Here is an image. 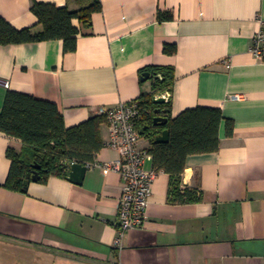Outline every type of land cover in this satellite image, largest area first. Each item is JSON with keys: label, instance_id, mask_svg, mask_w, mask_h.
<instances>
[{"label": "crops", "instance_id": "crops-1", "mask_svg": "<svg viewBox=\"0 0 264 264\" xmlns=\"http://www.w3.org/2000/svg\"><path fill=\"white\" fill-rule=\"evenodd\" d=\"M34 1L79 10L95 0H0V17L31 26ZM98 2L90 26L72 20L79 29L72 52L59 39L0 45V79L8 83H0V110L8 90L30 93L56 103L72 127L150 93L141 69L170 66L171 117L196 106L223 116L218 150L185 160L181 184L200 190L201 200L170 202L169 174L157 171L142 226L120 237L117 171L92 165L80 183L49 175L26 191L11 189L6 151L20 153L22 142L0 132V264H264V61L249 50L264 0ZM99 135L91 164L113 162L119 151L107 145V121ZM138 143L149 146L142 136ZM144 169H154L151 158Z\"/></svg>", "mask_w": 264, "mask_h": 264}, {"label": "trees", "instance_id": "trees-1", "mask_svg": "<svg viewBox=\"0 0 264 264\" xmlns=\"http://www.w3.org/2000/svg\"><path fill=\"white\" fill-rule=\"evenodd\" d=\"M30 9L37 21L21 29L0 17V45L59 39L63 42V51L72 52L76 48L79 32L72 20L76 18L82 25L90 26V15L99 10L100 5L95 0L87 7L70 10L65 6L34 1ZM163 50L173 54L175 46L166 44ZM143 72L161 75L160 79L150 78L151 92L143 93L136 99L141 107L136 127L140 136L149 141L146 150L151 155L152 166L156 171L169 174L170 202H198L202 197L201 191L181 184L185 160L190 154L218 150L222 113L219 108L196 106L171 117L170 98L163 103H155L154 97L170 90L174 79L173 68L149 66L140 70V76ZM158 115L167 118V122L155 123L153 119ZM106 121V116L101 114L66 127L56 103L30 93L8 90L0 110V132L20 139L22 150L20 153L12 149L6 151L11 162L5 186L26 191L24 180L30 181L34 170L39 173L36 181L44 182L49 175L65 178L71 162L93 163L103 146L99 126ZM225 121L226 133L231 134L232 122L229 119ZM164 129L168 130V140L154 142V137Z\"/></svg>", "mask_w": 264, "mask_h": 264}, {"label": "built area", "instance_id": "built-area-1", "mask_svg": "<svg viewBox=\"0 0 264 264\" xmlns=\"http://www.w3.org/2000/svg\"><path fill=\"white\" fill-rule=\"evenodd\" d=\"M257 29L252 35L250 53L256 60L264 61V19L258 20ZM0 83L8 86L7 81ZM165 101L169 100L170 92L166 90L160 94ZM237 98V95H232ZM141 112L137 100L120 103L113 109L102 110L110 126V137L107 145L119 151V157L113 162L103 164H86L102 166L106 170H115L121 177V193L117 209L118 234L142 226L146 217V207L151 191V185L156 176V170H145L144 162L151 155L145 148L139 146L140 134L136 127V120ZM72 163V162H71ZM116 239L120 244L121 239Z\"/></svg>", "mask_w": 264, "mask_h": 264}, {"label": "water", "instance_id": "water-1", "mask_svg": "<svg viewBox=\"0 0 264 264\" xmlns=\"http://www.w3.org/2000/svg\"><path fill=\"white\" fill-rule=\"evenodd\" d=\"M155 80V79H160L161 75L160 74H153L151 75L149 72H143L140 76V79L142 81H146L149 79ZM155 103H163L165 101L164 97L161 95H157L154 97ZM154 122L158 124H165L167 122V118L163 116H155L154 117ZM168 140V130L164 129L162 130L158 135L154 137V142H165ZM87 165H84L79 162H72L69 166V169L66 173V178L70 181H73L75 183H80L83 179V176L86 172ZM39 178V173L38 171L34 170L33 174L31 176L32 181H36ZM29 180H24L25 184H28Z\"/></svg>", "mask_w": 264, "mask_h": 264}]
</instances>
